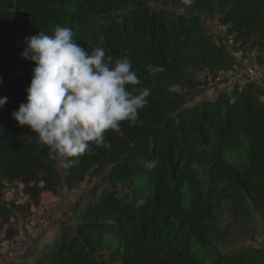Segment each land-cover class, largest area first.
<instances>
[{
	"label": "trees",
	"instance_id": "trees-1",
	"mask_svg": "<svg viewBox=\"0 0 264 264\" xmlns=\"http://www.w3.org/2000/svg\"><path fill=\"white\" fill-rule=\"evenodd\" d=\"M206 18L228 27L236 51H262L264 64V0H0V97L8 98L0 109V190L22 184L37 205L43 192L84 183L92 170L103 181L75 203L79 222L60 227L53 246L36 243L55 223L36 234L24 251L34 264H264L262 249L222 251L216 214L225 201L237 216L264 206V88L248 81L188 102L208 84L194 70L219 75L236 65L205 32ZM57 25L73 28L88 51L102 46L114 59L129 57L152 89L142 126L122 122L106 133L108 148L74 158L64 177L37 134L11 116L26 102L35 66L20 56L24 38ZM148 65L164 70L153 75ZM155 159L154 169L145 166ZM14 208L30 205L0 203L1 227Z\"/></svg>",
	"mask_w": 264,
	"mask_h": 264
},
{
	"label": "clouds",
	"instance_id": "clouds-1",
	"mask_svg": "<svg viewBox=\"0 0 264 264\" xmlns=\"http://www.w3.org/2000/svg\"><path fill=\"white\" fill-rule=\"evenodd\" d=\"M23 43L21 58L35 66L26 102L11 116L18 126L27 125L37 134L49 158L62 168L73 167L74 158L108 148L106 133L119 132L122 122L142 126L140 111L147 107L152 89L143 84L129 57L114 59L102 46L88 51L67 26L57 25L51 34L40 30ZM163 70L147 66L153 75ZM7 100L0 97V109ZM158 163L155 159L145 166L154 169Z\"/></svg>",
	"mask_w": 264,
	"mask_h": 264
},
{
	"label": "rangeland",
	"instance_id": "rangeland-1",
	"mask_svg": "<svg viewBox=\"0 0 264 264\" xmlns=\"http://www.w3.org/2000/svg\"><path fill=\"white\" fill-rule=\"evenodd\" d=\"M175 12L181 13L183 9H175ZM218 19L206 18L205 32L213 37L216 45L225 46L226 51L235 58L236 64H239L242 59L248 58L255 67L257 77L253 80H246L244 77H240L237 68L219 75L203 70H194L197 78L200 81L207 80L208 84L189 93L188 102L192 104L208 99L213 100L223 91H233L235 87L248 81L257 82L264 88L262 51L258 49L236 51V46L233 45V40L228 34V27L221 24ZM174 91L182 92L183 90L175 88ZM58 167L64 177L65 171L59 163ZM200 168L204 171V168ZM102 182L100 172L92 170L84 183L68 187L62 181L56 193L43 192L37 205L31 203L29 196L24 193L22 184L6 182L0 190V203L7 206H11V203L30 205V208L21 213L14 208L17 215L13 217L12 222L0 226V261L2 263L14 261L34 264V258L30 252L25 253L24 251L36 236L37 224L44 219L55 217V224L50 233L36 243L43 249H46V245L53 246L55 234L60 227L67 224L75 225L79 222L73 212L75 203L79 200L85 202L93 187H102ZM245 210L246 212L237 216L228 201H225L223 206L217 210L216 214L220 218V230L217 235L220 248L225 253L241 247L257 248L264 251V206L259 211L250 204V212L249 208H245Z\"/></svg>",
	"mask_w": 264,
	"mask_h": 264
},
{
	"label": "built area",
	"instance_id": "built-area-1",
	"mask_svg": "<svg viewBox=\"0 0 264 264\" xmlns=\"http://www.w3.org/2000/svg\"><path fill=\"white\" fill-rule=\"evenodd\" d=\"M239 65V67H237ZM240 77H244L246 80L256 79L257 73L255 67L248 58L242 59L239 64L235 65ZM55 217H50L39 222L35 228L36 233H41L46 229H50L54 224ZM19 249V248H18ZM21 249V248H20ZM5 262V261H4ZM0 264H5L0 261Z\"/></svg>",
	"mask_w": 264,
	"mask_h": 264
}]
</instances>
